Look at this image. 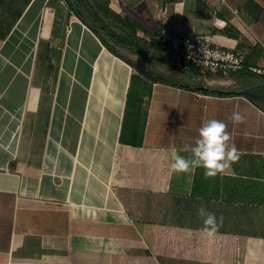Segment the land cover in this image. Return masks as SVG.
Listing matches in <instances>:
<instances>
[{
    "label": "crops",
    "instance_id": "1",
    "mask_svg": "<svg viewBox=\"0 0 264 264\" xmlns=\"http://www.w3.org/2000/svg\"><path fill=\"white\" fill-rule=\"evenodd\" d=\"M109 6L139 25L140 47L117 43L133 56L66 0H0V264H264V77L186 70L156 39L209 36L264 66V0ZM210 119L237 159L208 179L174 173ZM201 207L216 217L207 230Z\"/></svg>",
    "mask_w": 264,
    "mask_h": 264
},
{
    "label": "built area",
    "instance_id": "2",
    "mask_svg": "<svg viewBox=\"0 0 264 264\" xmlns=\"http://www.w3.org/2000/svg\"><path fill=\"white\" fill-rule=\"evenodd\" d=\"M157 42L164 48H171L186 70L193 68L200 72L216 75L219 72L248 70L264 77V66L248 65L246 54L216 45L209 36L194 37L181 31L163 28L157 34Z\"/></svg>",
    "mask_w": 264,
    "mask_h": 264
},
{
    "label": "clouds",
    "instance_id": "3",
    "mask_svg": "<svg viewBox=\"0 0 264 264\" xmlns=\"http://www.w3.org/2000/svg\"><path fill=\"white\" fill-rule=\"evenodd\" d=\"M231 120L234 124L243 121L239 113H233ZM227 125L220 120L210 119L202 124L199 129L198 138L191 148L192 159L176 154L171 169L174 173H187L194 168H203V175L206 179L223 173L228 166L227 162H234L236 148H228L227 142L230 136L227 132ZM198 214L204 218L205 230L208 226L214 225L216 217L214 213L208 212L204 207L199 208Z\"/></svg>",
    "mask_w": 264,
    "mask_h": 264
},
{
    "label": "trees",
    "instance_id": "4",
    "mask_svg": "<svg viewBox=\"0 0 264 264\" xmlns=\"http://www.w3.org/2000/svg\"><path fill=\"white\" fill-rule=\"evenodd\" d=\"M66 2L70 6L71 10L85 24H87L99 36L103 43L115 54L121 56V54L117 52L113 45L108 42L109 40L106 38L105 34L110 35L117 43H124L136 48L140 47V45L131 41V36H135V38L138 39L139 36L137 37V29L139 25L136 22L123 18L120 14H117L115 11H113L109 6V0H76L77 4L83 11L82 14L77 13L75 8L71 6L68 0H66ZM90 16H92L95 20H98L102 24V26L98 27L99 30H95L93 28L96 25L91 21ZM104 16H113L114 20L119 21L121 25L128 27V31L125 32V35H118L114 31L110 30L108 25H106L107 23L104 22ZM127 61L136 69L142 71L145 75L152 79L169 82L172 81L170 78L163 75L154 76L148 70L139 66L136 62L130 60Z\"/></svg>",
    "mask_w": 264,
    "mask_h": 264
},
{
    "label": "rangeland",
    "instance_id": "5",
    "mask_svg": "<svg viewBox=\"0 0 264 264\" xmlns=\"http://www.w3.org/2000/svg\"><path fill=\"white\" fill-rule=\"evenodd\" d=\"M90 19L97 26V28L99 26H102V24L98 20H95L92 16H90ZM104 22L107 23L106 25H108L110 30L114 31L118 35H125V32L128 31V27L123 26V25H121V23L119 21L114 20L113 16H104ZM105 36L110 42H112L113 45L115 44L114 46L119 51H121L122 53H125V54H127L129 56H133L132 51L129 50L130 49L129 47H127V48H129V49H127V48H125V47H123L121 45H118L117 42L110 35L105 34ZM143 62L146 63L149 68H145L144 65H143ZM148 62L140 60L139 62H137V64L139 66L144 67L145 69L149 70V72L152 75H154V76H159V75L166 76V71L164 70L165 69L164 67H161L159 64L154 63V62H149V63ZM156 66L161 67L160 68L161 70L160 69H156ZM168 77H170V76L168 75ZM170 78L172 80H177L178 77L177 76H172ZM134 87H136V85ZM135 97H136V90L133 89L132 99H134ZM133 104L134 103H131V105H133Z\"/></svg>",
    "mask_w": 264,
    "mask_h": 264
},
{
    "label": "water",
    "instance_id": "6",
    "mask_svg": "<svg viewBox=\"0 0 264 264\" xmlns=\"http://www.w3.org/2000/svg\"><path fill=\"white\" fill-rule=\"evenodd\" d=\"M68 2L71 4L72 7L75 8L76 12L79 13V14H82L83 11L82 9L79 7V5L77 4L76 0H68ZM95 30H99V28L97 27H93ZM190 74V73H189ZM191 75V74H190ZM193 76V75H192ZM248 88H245V89H240V90H235V92L237 93H241V92H244L245 90H247Z\"/></svg>",
    "mask_w": 264,
    "mask_h": 264
}]
</instances>
